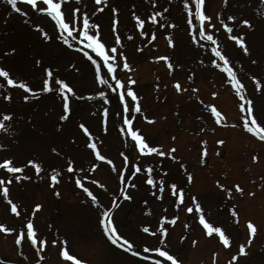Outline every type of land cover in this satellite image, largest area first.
<instances>
[{"label": "rangeland", "instance_id": "374dc122", "mask_svg": "<svg viewBox=\"0 0 264 264\" xmlns=\"http://www.w3.org/2000/svg\"><path fill=\"white\" fill-rule=\"evenodd\" d=\"M38 4L42 6L41 0ZM17 7L21 8L20 13L6 0H0V67L34 90L42 87L45 69H50L54 77L69 83L75 95L69 94L71 112L61 121L62 94L55 79H50L51 91L30 95L25 101L23 96L28 93L7 85L0 78V113L13 114L8 131H0V145L5 146L0 148V159L11 158L15 165L24 167L22 176L28 177L16 181L15 174L0 168V177L12 180L7 199L0 191V223L15 229L11 233L0 231V259L37 264L42 256L40 264H74L60 255L63 247L81 264H154L155 259L164 264L166 258L144 252L145 246H160L181 264H229L240 244H247L246 221L251 220L257 232L246 248L247 255L238 256L232 264H264V142L243 129L239 121L246 114L239 108L243 101L227 82V74L211 63L212 59L222 63L212 52L211 42L191 41L183 0H156L154 5L151 0H102L99 5L95 0H66L63 4L66 15L72 9H79L78 18L87 13L90 23L98 25L93 31L99 33L106 51L113 46L117 48V53L109 51L110 56L116 57V76L125 83L128 78L135 81L130 87L138 99L132 102L126 97V102L139 104V113L122 111L117 93L96 82L94 66L79 48L83 47L102 64L96 53L80 45L79 39L69 38L72 47L65 45L57 38L61 30L51 18L23 2H18ZM113 7L118 9L115 15ZM190 8L194 12V5L190 4ZM202 10L212 18L216 46L229 58L244 84V94L251 101L253 114L258 121L264 120V0H227L226 3L205 0ZM154 12H162L155 24L147 20ZM133 13L145 19L142 28L135 27ZM229 15L235 19L228 21ZM114 18L117 20L115 31ZM241 19L251 20L253 28L240 24ZM220 20L231 27V35L243 34L248 54L230 39ZM36 23L48 34V39L34 27ZM160 23L165 26L159 27ZM74 24L80 29L82 19ZM168 24L173 27L169 28ZM193 24L196 25L194 18ZM141 31L146 34L141 36ZM168 34L173 40L171 47L167 43ZM117 35L119 44L115 42ZM121 52L129 64L127 70L122 67ZM163 56L169 60L155 59ZM37 59L40 64L36 63ZM169 62L172 69L167 67ZM252 75L260 79L261 89H256ZM108 79L114 86L111 77ZM177 81L183 89L181 92L175 89ZM98 91H104L105 98L96 95ZM9 93L11 98L5 101L3 96ZM209 104L222 113L223 123H215ZM124 118L132 119L133 127L140 130L150 146L164 151L165 156L142 155L136 151L131 137L121 132ZM81 123L89 129L91 137L79 128ZM90 140L102 155L112 160V165L95 158L87 147ZM217 140L223 143L217 144ZM53 148L57 151L53 152ZM29 159L42 165L39 174L27 165ZM69 159L73 162L72 172L67 170ZM92 164L97 167L93 169ZM134 166L141 167V172L133 175ZM149 167L151 172L147 170ZM53 168L60 173L55 183L50 180ZM120 171L129 179L121 180ZM149 175L155 187L146 183ZM77 178L97 195L99 205L93 204L87 193L76 185ZM161 179L165 182L163 192L159 188ZM217 182L225 188L221 189ZM173 183L184 190L182 203L178 204L171 193L169 186ZM237 184L242 192L233 187ZM228 188H232L230 194L226 191ZM121 189L132 199H124ZM193 197L200 204L201 213L195 211ZM9 199L18 205L19 216L11 213ZM37 203L41 208L33 211ZM189 206L194 208L192 213L186 211ZM107 208L113 209V223L118 232L134 240L136 249L142 256H152V261H144L111 244L99 224L100 213ZM233 210L237 211L238 223L232 216ZM200 214L208 223L225 231L230 237L229 247L222 245L218 234H205L198 220ZM29 218L33 219L39 238L47 241L40 256L27 239L21 245L15 244L16 233ZM161 226L167 229L163 244L160 243ZM144 227L149 228V233L143 232ZM52 240L57 244L53 245Z\"/></svg>", "mask_w": 264, "mask_h": 264}, {"label": "snow or ice", "instance_id": "6c2138e0", "mask_svg": "<svg viewBox=\"0 0 264 264\" xmlns=\"http://www.w3.org/2000/svg\"><path fill=\"white\" fill-rule=\"evenodd\" d=\"M7 4L11 6V8L17 12H21V8L17 7L18 2H23L28 5H30L32 8L36 9L38 12L45 14L47 17L51 18L52 21L55 22V26L61 30L60 35L57 37L58 39L62 40L65 45H68L69 47H72V45L69 43V38L72 40L79 39L80 45H85L87 49H91L94 53H96L97 57H99L103 63H98L96 59H93L92 56H89L86 51H84V48H79V51H81L85 56H88V59L91 61L92 65L94 66V74L96 78V82L101 85H106L108 88H110L113 92H116L120 101V104L123 106V111L125 113H130L131 111H135L136 113H139L141 111V108L139 104L133 103L132 105H129L126 102V97L131 98L132 102L137 101V95L134 92L133 88L130 87V85H133L135 81L131 78H128L126 83L122 82L120 79L116 76V70L118 68V65L116 63V57L110 56L109 51L111 53H117V48L115 46L111 47L110 50L106 51V45L102 41V38H100L98 32H94L93 30L98 28V25H95L93 23H90L89 17L87 13H83L82 17H77V13L80 11L79 9H72L70 12L66 15L63 10V4L66 3V0H41V4H38V0H6ZM102 2V0H95V3L99 5ZM205 0H183V8L185 12L187 13L188 19H187V25L192 32L191 35V41L193 43L199 44L201 40L206 42H211L213 45L212 52L214 53L215 57L219 59L220 62L218 63L216 59H212L211 63L217 67L221 68L224 73L227 74L229 77L228 83L232 87V89L235 91L236 95L239 97L242 103H240L239 108L242 114L239 118L240 123H242L243 129L252 134L253 136L257 137L261 142H264V120L258 121V118L253 114V108L251 106V101H248L245 96V86L241 83V80L238 78L236 71H234V68L230 65L229 58L223 54V52L219 49L217 45V40L214 37L213 33V24L211 23V17L205 15L204 11L202 10V7L204 5ZM227 0H225V3ZM151 3L154 5L156 3V0H151ZM190 4L194 5V12L190 8ZM163 11H166L163 10ZM112 12L115 15L118 12V9L116 7L112 8ZM133 19L136 21L135 27L136 28H142L145 24V19H142L139 15H136L135 13L132 14ZM162 12H154L151 15L147 17L148 21H151L152 23H157V17L161 16ZM193 18L196 21V25L193 24ZM82 19V27L80 29H77L75 27L74 22H79V20ZM217 19L219 20V14L217 15ZM235 19L234 16L229 15L227 17L228 21H233ZM207 22V24H205ZM220 23L222 27L225 29L227 33L230 34V39L235 42L236 45H238L245 54L249 53V49L245 44V38L243 34L237 36V35H231L232 29L231 27L224 23L223 20H220ZM240 24L246 26L247 28H253V23L249 19H241L239 21ZM117 20L114 18L112 22V28L113 31L116 30ZM165 25L164 23H160L159 27L163 28ZM34 27L37 28L40 32V34L45 38L48 39V34L43 30V28L40 27L38 23L34 24ZM168 27H173L172 24H168ZM73 32L76 33V35H73ZM141 36H144L146 33L144 31H141L139 33ZM153 39H155V34H153ZM115 42L117 44L120 43V37L119 35L115 36ZM167 43L171 47L173 46V40L171 38V34H168L167 36ZM203 47V45H200ZM10 51H15V49H11ZM119 58L122 63L123 69H129V64L127 62L126 57H124V54L121 52L119 53ZM155 59L163 60L167 62L169 60V57L163 56V57H156ZM37 64H40V60H36ZM253 64L256 63L255 60L252 61ZM167 67L169 69H172L173 65L169 62L167 63ZM102 70L104 71L103 77L101 76ZM45 76L46 78L42 81V87L39 89L34 90L32 87H30L27 83H25L22 80H17L13 78L10 75V72L6 70L4 67H0V78H3L4 81H6V84L13 87H18L20 89H23L26 93L29 95H24L23 99L25 101L29 100L30 95H37L38 92H49L52 90L50 87V79H55L56 84L58 85V91L62 94V111L63 115L59 117L61 121L67 119L69 117V114L71 112V106L69 102V94L75 95V92L73 88L69 85V83H66L65 80L59 79L54 77L53 71L50 69H45ZM108 77H111V80L114 82V86L112 83L109 82ZM191 75L189 76V79H191ZM251 80L255 83L256 89H261V81L258 79L256 75L251 76ZM175 89L177 92L183 91L181 88L180 83L177 81L174 84ZM193 91H196L193 89ZM101 98H105V92L104 91H98L96 93ZM213 96L216 95V93H212ZM10 93L3 96V99L5 101L10 100ZM107 102V100L105 101ZM208 109L211 113V116L215 119L216 124H221L225 121L224 116L222 113L217 110V108L211 104H209ZM107 109L104 110V115L107 116ZM147 119V117H145ZM13 114L11 112H3L0 113V131H8V124L12 121ZM7 122V123H6ZM123 125L126 127L121 128V132L126 133L128 136L131 137V140L133 141V147L142 155H151L156 154L158 156H165L164 151H158V147L156 146H150V144L147 142L146 138L142 135L139 129H136L133 127V120L130 118H124L122 121ZM234 127L236 125H233ZM79 128L83 131V133L91 137V133L89 132V129L81 123L79 125ZM203 143V141H202ZM217 144H222V140H217ZM5 147L4 145H0V148ZM87 147L91 149L95 155V158L100 161H106L107 164L112 165V160L107 159L104 155L100 153V151L97 149V145L95 142L88 143ZM53 152H56L57 150L55 148L52 149ZM174 151L170 150L169 155H171V152ZM206 154V153H205ZM123 156V153H121ZM125 162L128 161V157H124ZM252 160H257V156H253ZM27 165H30L34 168L35 172L39 174L42 171V165L38 162H36L34 159H29L27 161ZM93 169L97 167L96 164H92L91 166ZM136 173L141 172V167L134 166ZM183 167V165H181ZM0 168L4 169L6 173L15 174L14 179L16 181L23 179H28L27 176H22V173L24 172L23 166H17L14 164L13 160L11 158H4L0 159ZM67 170L68 172H72L73 169V162L71 159L67 161ZM113 170L116 169L113 167ZM148 172H151L152 169L149 167ZM79 171V169H77ZM59 172L57 169L53 168L51 170V176L50 180L55 183L58 180ZM118 176L121 178V180L129 179V177H124L123 172H118ZM188 179L191 180V175H188ZM12 183L11 179H5L4 177H0V191H2L4 197L7 199L8 197V185ZM75 183L78 187L82 188L84 192L87 193V195L91 198V202L95 205H99L100 201L97 197V195H94L92 191H89L88 188H86L82 183L81 179L77 178L75 180ZM96 183V182H93ZM146 183L148 185H151L153 187L156 186L153 177L149 175L146 179ZM219 184V182H217ZM101 188L104 187V185H100ZM127 187V186H126ZM132 187H135V185H132ZM219 187L221 189L225 188V185L219 184ZM237 192H242L243 189L237 184L233 186ZM159 188L160 191L163 192L165 188V182L163 179L159 181ZM171 193L174 197L177 199V203H182L184 198V190L183 188H178L177 184L173 183L169 186ZM226 191L230 194L232 192V188L226 189ZM121 196L126 200H131L132 197L128 195L124 189L120 190ZM56 195H59V193H56ZM249 195H253V193H249ZM159 198V197H158ZM193 205L195 208V211L197 213H201L202 209L199 203L196 202V197L192 198ZM114 203V201H113ZM8 204L10 205V211L13 214H16L17 216L20 215L18 211V205L16 203H13L12 200H8ZM41 208V205L39 203L35 204L34 210H38ZM193 206H189L186 211L188 213H192L194 211ZM112 208H107L106 210L102 211L100 213L99 218V224L101 225L104 234L106 235L107 239L111 242L112 245H116L119 248L123 249L126 252L131 253L135 257H139L144 261H152L153 257L149 255H143L138 250H136V242L132 240L131 238H126L123 234H120L117 230V228L114 226L113 218H112ZM233 218H237V211H232ZM162 221L165 220V217L160 218ZM175 218H173L174 222ZM199 223L203 226L205 229V234L208 236H211L213 234H218L219 241L222 243V245L227 248L230 245V237L225 234V231L221 227H214L212 224L208 223L204 217L203 214H200L198 216ZM238 223V218H237ZM185 227H188L185 225ZM246 228L248 230V242L247 244H240L238 252L234 254L231 257V261H229V264H232V262L237 261L238 256H245L247 255L246 248L251 244L252 238L254 234L257 232V226L251 221H246ZM0 231L5 233H11L14 232L15 229L12 227H6L3 223H0ZM144 233H149V228L144 227L143 228ZM160 233V243H164V237L167 233V229L163 226L159 228ZM151 235H156V233H151ZM27 239L31 246L36 248V255L40 256V252L45 249V246L47 244V241L45 239L39 238L37 229L35 228L33 219L29 218L26 220V223L24 226L19 230V232L15 235V244L21 245L22 241ZM181 239H184V237H181ZM51 243L53 245L57 244L56 240H52ZM193 244L196 243V241H192ZM145 253H157L159 257L166 258L164 264H167V262H171V264H181V261L177 259L174 255L170 254L168 250H166L164 247L160 246H145L144 247ZM60 255L67 259L68 261H73L74 264H81V261L76 259L75 256L69 255V252L66 251L63 247L61 248ZM215 256V253L213 254ZM43 259L42 256H40V259L37 260V264H40V261ZM154 264H162L160 259H155Z\"/></svg>", "mask_w": 264, "mask_h": 264}, {"label": "water", "instance_id": "95a60500", "mask_svg": "<svg viewBox=\"0 0 264 264\" xmlns=\"http://www.w3.org/2000/svg\"><path fill=\"white\" fill-rule=\"evenodd\" d=\"M3 264H10V263H6V262H5V263H3Z\"/></svg>", "mask_w": 264, "mask_h": 264}]
</instances>
